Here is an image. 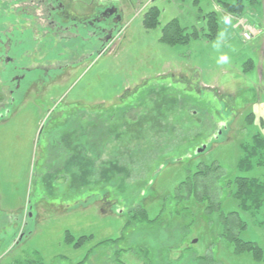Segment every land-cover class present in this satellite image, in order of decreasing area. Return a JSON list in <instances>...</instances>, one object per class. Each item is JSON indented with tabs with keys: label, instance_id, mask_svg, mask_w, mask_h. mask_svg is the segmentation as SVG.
<instances>
[{
	"label": "rangeland",
	"instance_id": "374dc122",
	"mask_svg": "<svg viewBox=\"0 0 264 264\" xmlns=\"http://www.w3.org/2000/svg\"><path fill=\"white\" fill-rule=\"evenodd\" d=\"M84 1L75 0L76 9ZM93 1L116 6L123 18L104 53L83 64L75 63L85 54L79 56L74 41L53 39L45 8L30 3L28 16L20 17V1H12V12L1 5L13 13V31L4 28L10 18L0 12V37L28 40L18 64L29 56L26 63L38 75L57 65L61 53L66 73L34 83L0 123V264H264L251 253L234 254L220 238L221 212L240 210L223 184L222 209L214 214L204 203L181 204L174 196L188 175L215 164L225 172L223 183L237 176L264 183V150L242 167L264 138V0H244V17L263 27V36L250 42L211 0ZM153 6L159 24L147 29L144 15ZM211 12L219 28L209 40L204 16ZM173 19L202 35L185 45L163 44L161 31ZM5 70L0 62V107L18 83L4 78ZM81 128L104 145L94 167L104 174L97 172L92 186L74 176L82 173L74 154L67 160L59 148ZM138 205L159 219L124 230ZM241 217L247 228L240 237L264 252V206ZM67 231L94 238L75 249L66 244ZM109 239L119 240L94 248Z\"/></svg>",
	"mask_w": 264,
	"mask_h": 264
},
{
	"label": "trees",
	"instance_id": "16d2710c",
	"mask_svg": "<svg viewBox=\"0 0 264 264\" xmlns=\"http://www.w3.org/2000/svg\"><path fill=\"white\" fill-rule=\"evenodd\" d=\"M197 2L199 0H196ZM215 4L219 5L224 12H226L227 16H244L245 13V1L244 0H211ZM254 2V0H252ZM160 18V10L153 6L148 9V11L144 15L143 25L147 29H154L159 24ZM205 22V37L209 40H212L216 37L218 28H219V16L217 12H211L204 16ZM204 31V30H203ZM200 34L202 35V31L197 29L196 27L192 28L191 32H188V28L183 27L179 19H173L169 23H167L162 31L160 41L169 46L176 45H185L189 44L192 40H196L200 38ZM98 108V107H97ZM94 108L92 110H96ZM100 109V107H99ZM102 109V108H101ZM91 110V109H90ZM75 119H72L74 122ZM76 133V134H75ZM72 132L66 137L67 140L64 147L59 146V148L64 149L65 153L69 155L67 156V160L71 158V154H74V159L80 164L77 165V162H74V167L78 168L82 166V173L77 172L74 173L79 175L77 179L82 177V180L85 182L82 185L92 186V180L96 177V173L100 175V173L104 174V170L101 172V169L97 172L95 171V166L100 160L101 146L103 142L94 141L95 132L85 133L84 130H76V132ZM99 134V133H98ZM96 136V135H95ZM104 136L103 133H100L98 138ZM100 140H104L101 139ZM258 146L254 151L250 154H247V158L245 161H242V167L245 164V167H250L251 159L256 157V151L264 150V138L257 140ZM104 146V145H103ZM69 148L72 149V152L69 153ZM249 153V151H248ZM80 157V159L78 158ZM66 170V169H65ZM68 172V171H65ZM69 173V172H68ZM103 176V175H102ZM223 177V178H222ZM222 179L225 177V172L220 167V165L215 164L212 166H204L201 171H196V173H192L188 175L184 181H182L179 186L176 188L174 196H176L175 200L184 204V202H190L193 200H197L200 203H204L206 205L205 211L208 214H214L217 212H221V202L219 204V198L221 196L220 192L222 191V184L225 186L226 190L229 191V198L234 199L238 202L239 211H232L228 214H224L221 212V221L220 226L222 228V232L220 233V238L225 240L232 248L233 253L236 255H241L245 253H251L255 256V259L259 262H264V252L261 248L257 246L254 242H246L244 241L240 235L247 228V222L241 217V212L257 214L259 213L264 206V183H256L254 180L248 178H241V176L234 177L233 179H228L226 182H222ZM87 181V182H86ZM101 183H104L103 179L100 180ZM221 181V182H220ZM87 188V187H86ZM92 189V188H91ZM173 196V197H174ZM139 206V211L131 212L129 221H127L124 226V230L129 225H136L137 223L148 222L149 224L155 223L159 217L150 219L147 208L143 206ZM138 210V209H137ZM191 215V214H190ZM67 236L65 238L66 244L72 246L75 249L82 248L86 243L91 242L94 237L90 236H81L76 238L74 235L66 232ZM119 239H109L105 240L94 248L98 246H103L109 244L110 242H116ZM199 259V258H198ZM204 259H207L204 257ZM214 264V259L210 260ZM29 264H44V263H29ZM79 264H84V261H81ZM206 264V263H205Z\"/></svg>",
	"mask_w": 264,
	"mask_h": 264
},
{
	"label": "flooded vegetation",
	"instance_id": "af4514ba",
	"mask_svg": "<svg viewBox=\"0 0 264 264\" xmlns=\"http://www.w3.org/2000/svg\"><path fill=\"white\" fill-rule=\"evenodd\" d=\"M12 1L13 0H0V10L2 8L1 5L4 4L5 8L3 7V9H6V6L9 5V11L12 12ZM17 1H20V3L17 2L18 6L15 9V13L20 17L28 16V12L31 10L28 7L30 3H32L35 7L45 8L47 10V18L51 21V27L54 28V33L52 30L49 31L53 33V39L62 40L64 38L63 36H66V39L76 43L74 47H76V51L79 56L85 54L82 58L79 57V60L75 62L77 64L86 63L92 59L93 55H101L104 53V47L112 41L113 36L117 32L119 24L123 18V12L119 11L116 6L111 5L104 8V3L102 1V3L97 4L95 7L92 6V3L94 2L93 0H89V2L84 1V8L80 7L82 9H76L75 0H68V3H65V0ZM80 4L82 5V2ZM0 12L2 14H6V18H10V22H7L9 26H4V28H9L8 31H13V13L10 14V17L7 15L6 11ZM27 44L28 40L22 39V35L19 39L18 37L11 38L7 34L0 37V62H4V65L6 66L4 78L9 79L11 83L14 81L18 82L13 89L12 85H10L8 91L10 101L8 105L5 103L2 107H0V111L5 112L0 113V123L5 121L8 117H11L12 114H10V112L12 113L13 110L12 102L28 92L34 83L37 82V84L45 85L46 82L53 81L54 79L60 77L61 71H64L62 75L66 73V65H60L62 63V58L59 57L61 56L60 53L57 56L59 58L57 59V63L55 62L59 65L58 67H56L57 65H53V68H45L43 70L36 68L35 70H40L39 74L32 75V71L26 63L29 56L24 58V60L22 59V63L20 64H18V58L16 56L18 54L19 47L26 49ZM94 45L97 46V48L93 53L91 49L92 47H95ZM81 52H83V54H81ZM15 94H17V96ZM24 97L25 96H22L21 100L24 99ZM5 100H8V95H6Z\"/></svg>",
	"mask_w": 264,
	"mask_h": 264
},
{
	"label": "built area",
	"instance_id": "2783aa9c",
	"mask_svg": "<svg viewBox=\"0 0 264 264\" xmlns=\"http://www.w3.org/2000/svg\"><path fill=\"white\" fill-rule=\"evenodd\" d=\"M234 27L238 29L244 41L249 42L262 33L261 30L251 26L244 18H234Z\"/></svg>",
	"mask_w": 264,
	"mask_h": 264
},
{
	"label": "crops",
	"instance_id": "0c3cea01",
	"mask_svg": "<svg viewBox=\"0 0 264 264\" xmlns=\"http://www.w3.org/2000/svg\"><path fill=\"white\" fill-rule=\"evenodd\" d=\"M256 26H258V25H256ZM19 99V98H18Z\"/></svg>",
	"mask_w": 264,
	"mask_h": 264
}]
</instances>
